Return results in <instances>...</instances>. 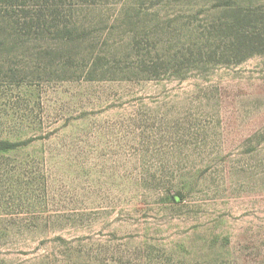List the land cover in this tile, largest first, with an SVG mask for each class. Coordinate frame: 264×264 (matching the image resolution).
<instances>
[{"label":"rangeland","instance_id":"1","mask_svg":"<svg viewBox=\"0 0 264 264\" xmlns=\"http://www.w3.org/2000/svg\"><path fill=\"white\" fill-rule=\"evenodd\" d=\"M17 1L0 264H264V53H206L264 0Z\"/></svg>","mask_w":264,"mask_h":264},{"label":"trees","instance_id":"2","mask_svg":"<svg viewBox=\"0 0 264 264\" xmlns=\"http://www.w3.org/2000/svg\"><path fill=\"white\" fill-rule=\"evenodd\" d=\"M15 3L18 5L19 2L17 0H0V19H2L3 28L8 26L17 28V24L13 20H10L11 22L6 24L8 17L6 16L7 13L4 14L8 10V7H13ZM23 3L26 4V2ZM56 5L58 8V3ZM226 5L234 6L231 0H228ZM235 8L229 20L219 27L220 42L206 49L208 59L213 57L217 59L215 61L221 62V59L232 61L231 59L235 57L236 62H238L255 53H264V26L260 27L264 25L263 8H245L240 4H237ZM56 26L58 27V25ZM58 31L64 35L72 34V31L67 26L63 29L59 28ZM202 49L203 47L199 46L197 47V51L194 50L200 58H204L205 56V52ZM1 149L7 150L10 147L6 145L1 147Z\"/></svg>","mask_w":264,"mask_h":264}]
</instances>
